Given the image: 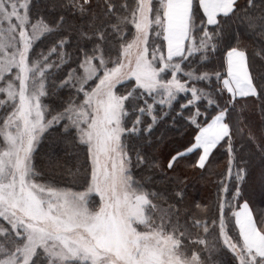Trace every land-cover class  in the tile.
Returning <instances> with one entry per match:
<instances>
[{
	"label": "snow or ice",
	"instance_id": "6c2138e0",
	"mask_svg": "<svg viewBox=\"0 0 264 264\" xmlns=\"http://www.w3.org/2000/svg\"><path fill=\"white\" fill-rule=\"evenodd\" d=\"M254 204L264 0H0V264H264Z\"/></svg>",
	"mask_w": 264,
	"mask_h": 264
},
{
	"label": "trees",
	"instance_id": "16d2710c",
	"mask_svg": "<svg viewBox=\"0 0 264 264\" xmlns=\"http://www.w3.org/2000/svg\"><path fill=\"white\" fill-rule=\"evenodd\" d=\"M223 169V165H218L215 170L220 171ZM188 190L190 192L191 197L195 198L196 200H200L202 198H208L210 195L214 196L215 192L214 189L209 185L206 181H202L197 176H190L188 181ZM264 208V205H253V210L256 214L260 212V210Z\"/></svg>",
	"mask_w": 264,
	"mask_h": 264
}]
</instances>
